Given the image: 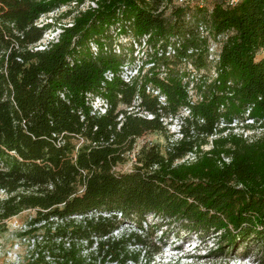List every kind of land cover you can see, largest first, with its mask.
<instances>
[{
    "label": "trees",
    "instance_id": "obj_1",
    "mask_svg": "<svg viewBox=\"0 0 264 264\" xmlns=\"http://www.w3.org/2000/svg\"><path fill=\"white\" fill-rule=\"evenodd\" d=\"M72 1L0 0V220L34 211L22 235L33 241L35 264H150L158 246L140 260L128 246L146 247L141 234L112 236L147 215L179 222L186 235H219L227 249L263 240L264 131L251 140L223 132L247 109L255 123L243 127L264 130V0H98L64 11L72 24L35 49L52 27L36 21ZM199 22L213 38L227 36L213 79ZM143 37L154 65L127 83L119 73ZM188 63L193 102L182 80ZM95 96L109 104L103 115L92 114ZM163 117L176 119L180 136L144 144L130 170L115 171L143 133L167 132Z\"/></svg>",
    "mask_w": 264,
    "mask_h": 264
},
{
    "label": "rangeland",
    "instance_id": "obj_2",
    "mask_svg": "<svg viewBox=\"0 0 264 264\" xmlns=\"http://www.w3.org/2000/svg\"><path fill=\"white\" fill-rule=\"evenodd\" d=\"M211 1L209 0L208 3L211 4ZM65 10L63 8L41 16L39 20L41 24L52 25L51 29L43 34L44 42L55 38L58 29L68 21L67 18L61 17ZM169 120L168 118L166 121L168 122L167 132L147 131L138 137L133 150L125 155L122 163L114 167L115 171L130 170L134 164L135 153L144 144H159L164 147L169 139L174 140L179 137L178 122L176 119ZM75 142L78 146L82 140ZM202 148L207 149L209 145H203ZM192 158L190 154L189 159ZM3 196L4 193L0 190V199ZM33 214V210L25 209L7 219L0 220V264H35L33 241L28 236L22 235V232L28 228V222ZM77 217L80 218V216ZM129 232H137L145 239L146 247L128 246L132 253H139L140 260L143 255L146 256L148 252H152L153 246L160 248L157 253L151 255L150 264H264V239H250L247 245L242 244L234 249H227L226 243L221 242L222 238L219 235L203 237L196 233L186 235L179 222L160 221V218L152 215H147L146 221L142 222L141 226L131 221H123L118 229L112 232V236L117 238ZM194 244L197 247L193 249L191 245ZM221 246L222 249L219 248ZM214 251H217V256H211ZM104 264L108 262L105 261ZM127 264L134 263L128 261Z\"/></svg>",
    "mask_w": 264,
    "mask_h": 264
},
{
    "label": "built area",
    "instance_id": "obj_3",
    "mask_svg": "<svg viewBox=\"0 0 264 264\" xmlns=\"http://www.w3.org/2000/svg\"><path fill=\"white\" fill-rule=\"evenodd\" d=\"M208 1L209 0H176L175 3L179 4L180 6H190L191 7V6L197 5L199 7H204V6L209 5ZM223 1H224V4L227 6H234L235 4H237L239 2V0H223ZM97 5H98V0H82V1L74 0L68 6H63L60 9L64 8L67 10V9L72 8L75 10L73 12V14H74L78 10L96 8ZM208 8L210 9L211 7H208ZM53 12H55V11H53ZM40 18L36 21L37 26L43 25L39 22ZM67 20L68 21L64 25L70 26L72 24L71 23V21H72L71 17L67 18ZM50 29H48V30H50ZM60 31H61V28L58 29L56 37L52 38L51 40L56 41L58 33ZM198 31H199L201 38H205V37L207 38V42H208V56H207V58L209 61L212 62V67L210 69V77H211V79H213L217 75L216 69H215V63L218 61V58H219V52L221 50V44H222V41L224 39H226L227 36L225 34H221V35L217 36L216 38H213L212 36L209 35V29L207 28V26L202 22L198 23ZM51 40L44 42L43 37H42V39L36 44V46L34 48L35 49H44L46 47L47 43ZM146 47H147V38L146 37L141 38L140 41H133V50H132L131 56L124 63V65H123V67L119 73L123 81H125L127 83H131L135 77L143 75L144 73H146V71L150 67H152L154 65V62L149 61L146 54H145ZM92 50L94 52H96L97 48L95 45H92ZM173 53H174V50L169 48L166 51L165 55L170 56ZM187 68L190 72V76H189V78L187 76H183L182 80L184 82H188L187 92H188L190 101L193 102L197 99V95H196L195 88H194V82L196 81L197 77H196L194 69L191 67L190 63H188ZM110 76H111L110 73L106 74L107 79H110L111 78ZM146 91L150 92L154 96H158V101L160 104L165 103V97L161 96L158 89H154V88H151L150 86H147ZM139 103H140V97L137 94L134 96L133 105L136 106ZM90 104L92 107V114H95V115H103L107 111L108 106H109L107 101L104 100L103 98L99 97V96H95L94 98H91ZM134 106L128 107L127 110L130 111ZM188 113H189V110L186 107L183 108L181 111V114H183V115H187ZM248 113H249V109H247V111L245 113V119L243 122H238L237 120H234L231 124H229V126H231L232 129L231 128L227 129L226 131L223 132V134H226L227 132L231 131L232 133L242 135L244 138L249 139V140H251L253 136H258V135L262 134V132L264 130L262 127L259 126V123L256 124L254 128L243 127L245 124H254L255 123L252 118L248 117ZM142 116H144V115H142ZM121 117H122V115L119 116V119ZM146 117L152 118L153 116L151 114H147ZM167 119L168 118H164V117L161 118V120H163V123H166ZM221 125H224V123L221 122L220 126ZM177 132L179 133L178 130H177Z\"/></svg>",
    "mask_w": 264,
    "mask_h": 264
}]
</instances>
